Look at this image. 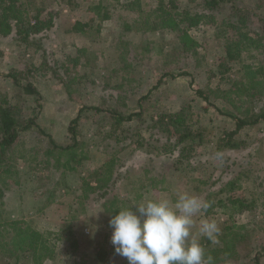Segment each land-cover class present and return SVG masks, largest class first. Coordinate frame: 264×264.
<instances>
[{
  "label": "rangeland",
  "instance_id": "obj_1",
  "mask_svg": "<svg viewBox=\"0 0 264 264\" xmlns=\"http://www.w3.org/2000/svg\"><path fill=\"white\" fill-rule=\"evenodd\" d=\"M21 1L42 8L51 27L35 36L38 48L21 49L11 36L0 37V95L10 97L14 90L5 74L33 72L31 81L40 98L35 103L25 97L20 125L33 116L55 144L68 146L74 139L82 143L88 159L68 170L45 166L48 139L31 131L19 133L12 152L19 158L17 183L9 179L3 191L2 220L22 219L40 233H50L54 253L40 261L23 256L11 263L128 264L111 243V215L128 207L135 211L134 204L146 197L175 201L177 193L187 191L211 203L207 215L194 218L192 238L213 258L212 264H264V121L233 133L235 124L228 116L233 113L231 106L215 95L206 103L194 93L195 88L213 93L229 88L242 75L243 64L264 63V53L246 50L240 58L227 61L222 49L225 41L207 25L187 32L195 51H173L177 40L169 32L124 33L114 21L102 22L96 32L98 19L87 11L86 1L74 0L71 8L62 0ZM201 2L197 0L196 5ZM240 3L264 18V0ZM140 4L146 13L156 2L140 0ZM76 21L91 25L74 34L70 30ZM260 27L254 18L249 31L258 32ZM120 39L130 43L125 46L129 51L122 49L127 71L115 62ZM42 52L53 72L39 67ZM58 79L71 82L70 98ZM143 96L147 98L141 120L132 118L120 125L110 115L80 109L116 107L126 116L139 111L138 99ZM181 109L187 123L203 132V143L187 160L177 159L174 139L166 143V135L155 126L159 114ZM231 132L236 146L232 150L220 142ZM141 138L149 140L142 148L138 147ZM217 152L222 153V161L215 159ZM111 160L113 181L103 190L86 191L87 184L95 186L99 168ZM146 176L163 179V183L151 188ZM104 190L106 195L100 197ZM241 208L240 213L236 211ZM205 218L215 220L221 230L216 241L207 243L199 234ZM9 239L6 236L2 241ZM222 246L230 249L228 255L216 257L213 252ZM2 252L6 255L7 247ZM255 256L259 263L252 261Z\"/></svg>",
  "mask_w": 264,
  "mask_h": 264
},
{
  "label": "trees",
  "instance_id": "obj_2",
  "mask_svg": "<svg viewBox=\"0 0 264 264\" xmlns=\"http://www.w3.org/2000/svg\"><path fill=\"white\" fill-rule=\"evenodd\" d=\"M73 1L62 0V3L71 8ZM82 1L89 3L87 11L94 14L98 19L96 32H98L100 24L104 21H114L124 33L169 32L177 40L173 51L179 50L188 53L193 52L196 47H192L193 41L187 32L200 25H207L216 32L218 37L225 41L222 49L225 55L224 58L227 61L240 58L246 50H253L257 54L264 53V18L259 17L252 8L242 5L240 0H202L197 5V0H154L156 2L154 8L146 13L141 9L140 0ZM182 3L193 4V6L182 7ZM43 12L42 8L32 5L27 6L21 0H0V37L11 36L13 43L21 49L29 46L38 48L37 42L39 39L35 36L51 27V20L44 18ZM254 18L261 26L258 32L249 31V25ZM90 25L91 22L76 21L70 31L78 34ZM121 40L116 46L117 59L115 62L117 64L121 63L120 69L127 71L129 64L126 62L122 49L129 46L130 43ZM124 50H127V48ZM44 53L42 52L43 58L39 67L53 72L54 67L45 61ZM222 66L224 67L223 64ZM242 70V75L231 82L230 87L225 90L213 93L200 88L194 89L195 95L206 103H210V96L215 95L216 98L231 106L233 113L228 114V116L235 124L233 133L264 121V63L256 65L246 63L243 64ZM32 76L33 72H20L17 70L5 74V77L11 80L14 90L10 97L6 94L0 95V264H12L11 261L17 263L23 256L25 258L30 256L36 261L49 258L54 253V245L48 237L50 233H40L22 219L10 220L9 222L2 220L3 191L9 186L7 183L9 179L14 181L12 184L17 183L15 166L19 158L15 157L12 152L19 140V133L31 131L35 136L38 135L48 139L47 148L44 151L45 161L43 163L45 166L52 165L54 169L68 170L79 166L84 160L88 159L82 143L74 139L72 144L68 146L55 144L50 136L36 123L35 117L25 119L24 123L20 125L25 97L33 98L35 103L40 98V93L31 81ZM58 81L64 87L68 98H70L72 94V92H69L71 82L64 79H58ZM146 98L147 96H143L138 99L140 107L137 113H129L126 116L122 115L116 107L104 109L100 105L80 109L110 115L115 124L120 125L132 118L141 120L142 103ZM258 102L262 105L256 106ZM155 126L166 135V143H170L171 139H174L173 148L178 149L177 159L179 160L190 158L195 148L203 143V132L194 130L187 123L184 109L173 114H159L157 120H155ZM233 133L226 134L220 140L223 148L230 150L236 148L234 141L230 138ZM141 141L142 143L138 145L140 148L146 146L149 142L148 139L145 141L144 138H141ZM163 149H165V146ZM21 157L26 161L24 156ZM49 159H53V163H50ZM112 172L113 160L105 162L96 174L95 186L87 184L86 191L94 192L105 189L113 181ZM146 177L151 188H155L156 184L163 183V179L157 180V177ZM139 188L143 190L145 185L142 184ZM86 191H84V195H86ZM105 195L106 190L99 196L104 197ZM236 211L240 213L242 208ZM116 213L114 212V215ZM207 213H209V209L205 215ZM223 229L224 231L229 230L227 227ZM6 236H9V242L2 241ZM205 240L209 243L207 238ZM3 247H7L6 255L2 252ZM229 251L230 249L227 246H222L213 254L216 257H222L226 253L228 255ZM252 261L259 263L256 256Z\"/></svg>",
  "mask_w": 264,
  "mask_h": 264
},
{
  "label": "clouds",
  "instance_id": "obj_3",
  "mask_svg": "<svg viewBox=\"0 0 264 264\" xmlns=\"http://www.w3.org/2000/svg\"><path fill=\"white\" fill-rule=\"evenodd\" d=\"M215 159H223L217 152ZM119 210L109 220L111 243L128 264H212L199 240L192 238L194 218L203 216L211 203L187 191L177 193L175 201L167 197L145 198ZM220 228L215 220L202 219L199 234L216 241Z\"/></svg>",
  "mask_w": 264,
  "mask_h": 264
}]
</instances>
